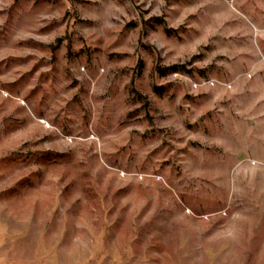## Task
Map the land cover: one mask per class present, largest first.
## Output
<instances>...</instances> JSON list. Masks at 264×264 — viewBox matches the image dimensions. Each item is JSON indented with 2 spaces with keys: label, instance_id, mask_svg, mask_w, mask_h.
Returning <instances> with one entry per match:
<instances>
[{
  "label": "rangeland",
  "instance_id": "374dc122",
  "mask_svg": "<svg viewBox=\"0 0 264 264\" xmlns=\"http://www.w3.org/2000/svg\"><path fill=\"white\" fill-rule=\"evenodd\" d=\"M0 264H264V0H0Z\"/></svg>",
  "mask_w": 264,
  "mask_h": 264
},
{
  "label": "trees",
  "instance_id": "16d2710c",
  "mask_svg": "<svg viewBox=\"0 0 264 264\" xmlns=\"http://www.w3.org/2000/svg\"><path fill=\"white\" fill-rule=\"evenodd\" d=\"M141 64H142V63H140V67H141ZM166 69L168 70V68H166ZM166 69H165V70H166ZM171 70H172V71H176V67H173Z\"/></svg>",
  "mask_w": 264,
  "mask_h": 264
}]
</instances>
